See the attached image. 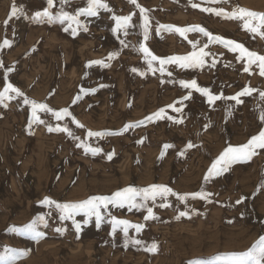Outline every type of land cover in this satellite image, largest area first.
<instances>
[{
  "label": "crops",
  "instance_id": "0c3cea01",
  "mask_svg": "<svg viewBox=\"0 0 264 264\" xmlns=\"http://www.w3.org/2000/svg\"><path fill=\"white\" fill-rule=\"evenodd\" d=\"M105 3L111 11L100 9L94 17L80 16L79 25L72 23L69 27L68 21L50 22L48 17L33 19L36 11L42 12L47 7V0H0V43L4 39L10 42V46L0 49L3 64L0 67V91H3L7 73V81L24 93V97L0 103V213H44L46 205L41 207L40 202L45 197L63 203L62 154L66 146L71 147L67 150L69 154L90 158L87 165L79 168L91 170L90 180L93 182L98 181L95 170H101L104 175L111 168L125 170L126 164H133L132 168L138 169L136 162L144 148L156 150L160 147L165 152V144L173 145L169 149L176 156L183 152L181 157L185 159L192 152L207 154L205 163L209 168L229 143L234 146L246 143L264 126L259 120L261 111H264V100L259 96L264 91V76L259 70L254 65L249 72L240 69L235 81L218 87L212 82L217 80V72L205 70L206 57L203 66L193 68L199 71L197 83L200 87L223 93L228 91V97L245 87L255 91L240 97V104L225 99L214 106V111L207 112L201 104L194 112L184 107L179 118H168L167 114L173 109L168 106L174 104L175 92L182 93L183 97L184 91L188 90L179 82L196 80V77L189 75V68H181L175 63L163 65L165 71L162 73L158 60L152 62L153 71L140 46L144 44L160 58L185 56L189 51L184 50V44L190 40V35H180L182 46L175 47L174 43L179 40H175L174 35L152 33L148 28L145 41L139 8L129 0H105ZM138 3L148 10L149 27L153 25L156 29L157 20L152 23L151 15L157 8V0H138ZM14 4L24 11L6 26L4 21ZM86 6V0H68L65 4L54 0L50 11L53 16L61 9L75 15L79 8ZM127 15L132 16L127 35L124 29L113 32V17ZM159 42L162 43L161 49ZM197 43L199 49L196 51H199L200 41ZM113 52L118 55L109 59ZM92 61L104 63H90ZM245 65L248 66L247 60ZM9 68L12 69L10 72ZM133 68L137 71L133 72ZM151 91L153 96H150ZM158 91L163 99L160 102L156 99ZM9 95L15 96L14 93ZM145 95L149 107L142 111ZM24 98L45 103L54 111L68 108L72 115L58 121L52 113L38 111L37 115L44 123L32 122L31 105H25ZM160 109L165 111L164 118L145 119ZM143 112H149V115L142 117ZM73 118L84 127L73 123ZM139 121H143L142 125L122 131L125 125ZM57 126H67L73 136L63 131H48L49 127L55 129ZM88 131L122 134L88 137ZM62 139L69 140L70 144L64 143L63 146ZM81 142L101 151L96 154L86 152L77 147ZM189 142L195 146L187 148ZM257 153L246 162L234 163L228 170L245 167L256 170L258 173L254 179L264 185V149H258ZM249 177L246 174V178ZM102 179L103 185L109 183V179ZM189 198L180 203L182 207L172 199L167 200L169 209L172 213H188L197 202L201 206L198 213H223L226 208L237 209L238 206L235 191L228 192L225 202L215 196L203 201ZM48 207V213H59L54 205Z\"/></svg>",
  "mask_w": 264,
  "mask_h": 264
},
{
  "label": "rangeland",
  "instance_id": "374dc122",
  "mask_svg": "<svg viewBox=\"0 0 264 264\" xmlns=\"http://www.w3.org/2000/svg\"><path fill=\"white\" fill-rule=\"evenodd\" d=\"M194 3L200 7H192ZM156 6L151 15L152 23L157 20L156 29L153 25L149 28L152 33L174 35L175 40H179L174 43L175 47L178 44L182 46L181 36L175 31L176 28L201 26L213 36L236 41L250 51L264 55V37L244 29L242 20L229 19L201 10L205 7L223 8L228 13L237 7H243L264 14V0H221L219 3H210L209 0H157ZM161 25L172 27L161 28ZM187 33L191 38L185 42L184 50L189 51V54L199 49L198 40L200 48L208 45L204 48L208 53L205 70L211 72V69H214L217 72V80H212L213 83L222 87L237 79L239 70L246 66V58L239 59V52H232L223 43L209 42V38L198 31ZM161 46L162 43L159 42L160 49ZM254 66L259 70L257 65ZM190 72L189 75H195L197 81L198 69L189 68ZM210 92L228 97V91L223 93L213 89ZM189 93L190 98L183 99ZM150 94L153 96V91ZM160 94L158 91L156 96L159 102L163 100ZM181 95L182 93L175 92L173 97L174 107L181 110L177 112L172 109L167 114L168 118H179L184 107H189L190 111L194 112L201 104L207 112L214 111V106L225 100L210 104L208 98L195 89H188L184 91L183 97ZM142 101L145 103L141 107L143 111L149 107L146 95ZM147 115L149 112L142 113V117ZM66 140L62 139L63 146L70 144L69 140ZM69 149V146L63 148L62 154L63 203L77 202L96 195L111 196L112 193L129 186L145 188L152 184L166 185L181 195L199 192L203 188L205 192L211 193L206 199L215 196L224 202L228 192L235 191L237 200L242 197L244 199L237 209L226 208L223 213H198L201 206L195 202L194 209L184 216L172 213L169 206H161L169 205V199L181 206L182 201L172 195L166 199L158 197L155 202L149 200L145 207L141 208L109 205L107 209L101 208L103 220L99 227L94 216L77 214L74 219L81 225L79 230L72 220L61 221L59 213H48L49 207L46 204H40L41 207L46 205L44 213H0V254L4 253L6 248L15 249L14 264H188L193 260H198L201 264H225L223 258L227 254L247 251L264 235V186L254 179L258 173L256 170L252 171L246 167L227 170L205 182L204 176L209 165L205 163L207 154L192 152L188 159H185L181 155L176 156L169 148L165 152L160 147L156 150L144 148L140 160L136 162L138 169H133V164H126L125 170L111 168L109 171H103L104 175L101 170H95L97 174L94 176L98 181L95 179L91 182V170L79 168L87 165L90 158L69 154ZM246 174L250 177L246 178ZM102 178L109 179V183L103 185ZM140 202V198H137V203ZM147 207L153 209L154 218L145 219ZM38 216L45 218V223L36 225V232L42 235L37 237L34 234L12 230L22 228ZM113 216L128 220L131 224L144 225L140 232H136L135 228L128 229V237L139 239L142 244L135 245L130 240L126 243L122 226L112 234L110 221ZM85 220L87 223H84ZM57 228L61 231H57ZM152 243L157 245L156 250L146 251L145 248L150 247ZM218 257L220 259H217Z\"/></svg>",
  "mask_w": 264,
  "mask_h": 264
},
{
  "label": "snow or ice",
  "instance_id": "6c2138e0",
  "mask_svg": "<svg viewBox=\"0 0 264 264\" xmlns=\"http://www.w3.org/2000/svg\"><path fill=\"white\" fill-rule=\"evenodd\" d=\"M61 4H65L68 0H60ZM129 2L139 8L141 17L143 19V24L141 28L143 29V38L145 41L148 39V28H149V19L147 16V9L141 7L138 3V0H129ZM210 3H219L221 0H209ZM87 6L81 7L78 9L75 15L70 14L68 11H61L58 15L53 16L51 13V9L54 6V0H47V7L43 9V11H36L34 14L33 19H40L41 17H48L49 21H56L58 20L61 23L65 21L70 22L69 27H71L72 23L79 25V17L80 16H90L94 17L98 14L100 9L109 10V5L105 3V0H86ZM192 7L199 8V4H193ZM205 12H212L217 16H226L229 19H238L243 21V28L246 29L250 33L259 34L264 37V14L252 12L247 10L243 7H237L234 11L226 13L223 8L216 9L211 7H205L201 9ZM23 8H19L17 5H13L9 14V17L4 21V24L7 26L9 21L12 18L18 17L22 12ZM113 20L115 21V27L112 29L113 32H117L121 29L125 30V35H127V28L129 26V22L132 20L131 15L127 16H114ZM161 28H168L171 29L172 26H164L161 25ZM66 31L68 29H65ZM86 30V29H85ZM176 32H178L181 36H184L185 33L190 31H198L202 33L204 36L209 38V42L216 41L223 43L226 48H229L232 52H239V59H247V65L244 68L245 72L250 71V67L252 65H257L259 68V74L264 76V55H260L255 51H250L246 48L243 44L238 43L233 40L224 39L220 36H213L212 33L208 32L201 26H190L187 28H176ZM73 34H75V29H73ZM123 43V41H121ZM10 46V42L8 39H4L3 43H0V49ZM208 45L205 44L203 48H200L199 51L192 52L185 56H172L168 58H160L155 56L148 47L144 44H141L140 51L143 52L145 59L148 62V66L152 69V62L159 61L161 67L160 71L163 73L165 71L163 65L175 63L178 64L181 68H194V67H201L204 65L205 60L204 58L208 55L207 52L204 51ZM118 53L113 52L109 54V59L114 58ZM90 63L94 64H103L104 61H92ZM0 67H3L2 62H0ZM12 69L9 68L8 71L10 72ZM155 71V69H152ZM133 72H136L137 69L133 68ZM171 75V73H168ZM182 87L186 89H195L197 92L203 94L208 98V102L210 104L214 103L217 100L226 99V100H233L237 104L242 103L240 97L249 96L252 94L254 89L250 87H245L240 92L236 93L234 96L231 97H224L222 94H212L208 88H202L197 84L196 80L191 81H184L181 80L179 82ZM103 87V85H101ZM9 93H14L15 96L9 95ZM259 96L262 100H264V91L259 93ZM15 97H24V93L19 89L14 87L11 83L7 81V73H5V83L3 91H0V103H4L6 100H12ZM190 98V93L188 96H185L183 99L187 100ZM75 102V101H74ZM23 103L25 105H31V120L32 122H39L44 123V121L37 115V112H47L52 113L55 116L56 120H62L64 117L71 116L72 114L68 110V108L60 109L59 111H54L45 103H37L36 101H30L27 98L23 99ZM182 103V101H181ZM169 108H173L174 111L179 112L181 109L175 108L174 105H169ZM165 111L164 109H160L156 113H153L151 116L146 117L147 120L153 119H162L164 118ZM259 120L262 125H264V111H261L259 115ZM178 123H182V121H177ZM73 123H76L79 127H84L80 125L78 121L73 118ZM143 121H139L136 124H127L124 126L122 131H128L130 128L139 126L142 124ZM63 131L67 133L69 136H73L71 130L65 126L63 128L57 126L55 129L52 127L48 128V131ZM105 134H122V133H105L99 131H88V137H102ZM75 139L79 140V137H74ZM193 145L191 142L187 144V148H192ZM77 147L84 148L86 152H92L96 154L101 151L98 147H91L84 142L77 144ZM173 147L171 144H165L163 148L166 150L168 148ZM258 149H264V126L260 128L257 134L252 135L246 143L240 145H232L228 144L223 151L219 154V156L212 162L211 166L208 168L207 173L204 176V181L208 182L211 178L220 175L222 172H225L229 169L231 165L237 162H246L250 160L254 155H257ZM163 152L161 155L163 156ZM183 155V152L180 153ZM111 159V156H109ZM264 186V185H262ZM169 195L176 196L178 200L185 201L189 196L193 199L200 198L206 199L211 193L205 192L203 188L199 192L189 193V194H178L175 193L170 187L163 185V184H152L145 188H136V187H126L120 189L111 194V196H90L87 199L77 201V202H64L60 203L57 202L49 197H45L40 203L46 205H54L56 209L59 210V219L61 221L72 220L73 224L77 228L80 229L81 225L77 223L74 217L79 214L83 213L85 216L88 217H95L97 227L100 226L103 216L101 214V208L107 209L109 205L118 206L123 208L125 205H129L130 208H141L145 207L146 202L151 200L153 202L156 201L158 197L162 199H166ZM137 198H140V203H137ZM243 197L236 201L237 204L243 202ZM162 207H168L170 205L162 204ZM187 213L181 212L180 215L184 216ZM154 218L153 209L151 207H147V215L145 219ZM111 225H112V234H115L118 228H121L125 237L126 243L130 242L135 245L142 244V241L139 239H131L128 237V229L135 228L136 232H140L144 225L142 224H131L128 220L118 219L116 217H111ZM37 223H45V218L43 216L36 217L32 222L25 224L22 228L16 229L13 228V231H18L21 233L26 234H34L35 236L42 235L41 233L36 232V225ZM87 223V220L84 221ZM57 231H61L60 228L56 229ZM157 245L152 243L150 247H146V251H155ZM16 250L15 249H5V252L0 254V264H14L16 259ZM217 259H220L219 257ZM225 264H264V235H261L255 243L247 250L243 252H234L227 254L224 258ZM188 264H201L198 260L189 261Z\"/></svg>",
  "mask_w": 264,
  "mask_h": 264
}]
</instances>
